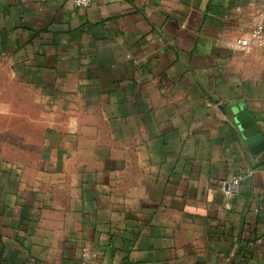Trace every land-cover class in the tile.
Masks as SVG:
<instances>
[{"label": "crops", "instance_id": "0c3cea01", "mask_svg": "<svg viewBox=\"0 0 264 264\" xmlns=\"http://www.w3.org/2000/svg\"><path fill=\"white\" fill-rule=\"evenodd\" d=\"M259 7L0 0V264H264Z\"/></svg>", "mask_w": 264, "mask_h": 264}, {"label": "built area", "instance_id": "2783aa9c", "mask_svg": "<svg viewBox=\"0 0 264 264\" xmlns=\"http://www.w3.org/2000/svg\"><path fill=\"white\" fill-rule=\"evenodd\" d=\"M73 6L87 8L93 0H68ZM236 43L240 46H256L264 45V0H260V7L257 14V19L248 34L238 38ZM241 180L240 175H229L220 182V190L224 198L233 197L239 187ZM261 207L264 209V194L262 196ZM259 207L254 209V212L259 211ZM79 264H105L97 255V252L91 247L85 245L80 249Z\"/></svg>", "mask_w": 264, "mask_h": 264}, {"label": "water", "instance_id": "95a60500", "mask_svg": "<svg viewBox=\"0 0 264 264\" xmlns=\"http://www.w3.org/2000/svg\"><path fill=\"white\" fill-rule=\"evenodd\" d=\"M234 122L236 133L245 144L253 146L256 150L264 149V142L261 134L258 132L254 120L250 117L248 112L244 111L238 113L234 118Z\"/></svg>", "mask_w": 264, "mask_h": 264}]
</instances>
